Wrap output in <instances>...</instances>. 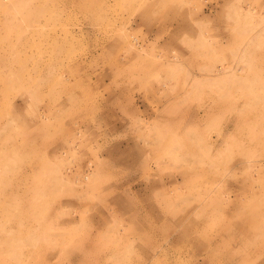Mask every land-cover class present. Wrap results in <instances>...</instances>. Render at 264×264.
<instances>
[{"label": "rangeland", "instance_id": "374dc122", "mask_svg": "<svg viewBox=\"0 0 264 264\" xmlns=\"http://www.w3.org/2000/svg\"><path fill=\"white\" fill-rule=\"evenodd\" d=\"M0 84V264H264V0H0Z\"/></svg>", "mask_w": 264, "mask_h": 264}, {"label": "bare ground", "instance_id": "6f19581e", "mask_svg": "<svg viewBox=\"0 0 264 264\" xmlns=\"http://www.w3.org/2000/svg\"><path fill=\"white\" fill-rule=\"evenodd\" d=\"M1 85V84H0ZM199 247H200V245H199Z\"/></svg>", "mask_w": 264, "mask_h": 264}]
</instances>
